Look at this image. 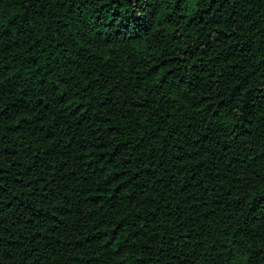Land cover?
I'll list each match as a JSON object with an SVG mask.
<instances>
[{
	"label": "trees",
	"instance_id": "obj_1",
	"mask_svg": "<svg viewBox=\"0 0 264 264\" xmlns=\"http://www.w3.org/2000/svg\"><path fill=\"white\" fill-rule=\"evenodd\" d=\"M0 264H264V0H0Z\"/></svg>",
	"mask_w": 264,
	"mask_h": 264
}]
</instances>
